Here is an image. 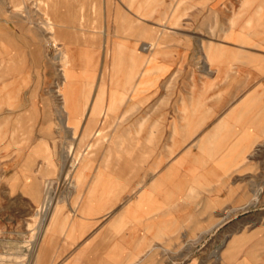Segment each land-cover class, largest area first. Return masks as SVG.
<instances>
[{
    "label": "crops",
    "instance_id": "obj_1",
    "mask_svg": "<svg viewBox=\"0 0 264 264\" xmlns=\"http://www.w3.org/2000/svg\"><path fill=\"white\" fill-rule=\"evenodd\" d=\"M242 1L243 6L236 5L234 10H156L151 18L143 6L129 9L130 25H124L123 30L132 32L125 46L134 58L126 73L127 85L136 76L135 70L143 66L137 76L139 82L131 86L132 97L142 102L160 79L171 78L173 88L178 83L171 91V102L162 99L155 105L159 113L154 119L157 129L150 138L152 145L141 139L134 152L126 140L122 151L116 152L113 145L108 149L106 166H93L88 151L85 158L90 165L82 167L77 162L73 193L67 199L76 213H63L64 204L59 200L58 214L52 209L38 234L28 232L26 238L0 236V264H165V242L173 244L181 235L195 238L197 224H203L200 233L210 230L222 208L264 207L259 193L244 202L245 183L237 178L250 172L252 176L260 174L254 153L264 142V0ZM33 2L0 0V78L5 77L4 63L28 61L30 48L42 47L47 36L52 48L56 37L52 27L58 23L46 16L41 28L34 27L35 15L53 12L35 10ZM69 12L84 14L78 10L55 13L65 16ZM106 13L112 15L115 10ZM213 14L217 16L214 22ZM197 15L202 17L197 19ZM214 23L215 36L211 34ZM149 27H155L151 29L156 42L154 54L147 57L142 48L149 44ZM169 30L171 39L165 40ZM68 35L64 38L67 43L61 42L64 50L60 52L74 56L79 53L77 44L68 42ZM181 80H188L186 86ZM125 97V93H114L106 106L95 102L92 114L112 113ZM87 106L78 108L74 103L69 109L63 107L67 123L72 121L78 127L84 114L71 120L74 110L85 112ZM145 121L140 120L141 124ZM49 143L45 137H38L32 150L43 148L45 155L51 149ZM43 159L12 155L0 166V211L35 205L41 198L43 174L37 172L36 164ZM78 175L82 177L78 179ZM255 184L251 186L253 192L260 189L259 183ZM1 212L3 229L5 222L18 223L23 217ZM3 229L0 235H8ZM262 231L264 222L251 232L231 236L221 260H232L238 254V240L247 233ZM4 240L13 241L15 246L5 247ZM250 249L246 248L248 254L240 264H256ZM259 251L264 255V248ZM9 254L13 256L11 262L2 258ZM260 261L264 264V257Z\"/></svg>",
    "mask_w": 264,
    "mask_h": 264
},
{
    "label": "rangeland",
    "instance_id": "obj_2",
    "mask_svg": "<svg viewBox=\"0 0 264 264\" xmlns=\"http://www.w3.org/2000/svg\"><path fill=\"white\" fill-rule=\"evenodd\" d=\"M236 5L243 6V1L35 0L31 4L35 10H52L53 13L35 15L32 25L41 28L44 17H52L53 23L56 21L58 23L57 26L53 24L52 27L56 37H53L52 48L49 45L48 36L44 39L42 47H31L28 61H18L9 65L4 63L5 77L0 78V166L12 155L16 158L25 157L26 160H34L42 156L43 162H37L36 170L37 172L40 170L43 174L41 179L43 181L40 182L43 188L40 192L41 198L35 205H18L1 210L23 217L18 223L5 222V229H0L8 235L0 236L7 238L19 235L26 238L28 232L38 234L42 230L43 222L45 224L47 216L51 215L52 209L59 200H62L64 204L63 213L74 215L76 207L70 206L67 199L73 193V183H75L73 172L78 165L77 162L80 161L82 167H89L90 164L88 166L85 164L87 161L90 163L89 159H91L93 166H106L109 147L116 145V152L122 151L125 140L127 145L132 146L133 152L139 148L141 139H147L148 145H152L150 138L155 137L154 131L157 129L154 119L159 113L155 110V105L162 99L164 102H171V91L174 88V90L177 89L178 83L174 84L173 88L171 78L160 79L158 86L153 85L148 89L142 102L132 97L131 86L139 82L140 78L137 76L143 66L135 70L136 76L131 79V85H127L126 73L130 71L131 60L134 58V53L125 46L132 32L127 33L123 30L124 25H130L129 9L140 10L143 6L142 8L148 10V17L151 18L152 12L156 10H186L187 8L205 10L209 7L211 10H227L226 8L234 10ZM59 10L73 12L78 10L84 14L69 12L64 16L55 13ZM90 10H97V13H85ZM108 10H115V14L108 15L106 13ZM199 17L202 16L197 15V19ZM212 17L214 22L217 16L213 14ZM216 26L214 23L211 31L213 36L216 34ZM151 28L155 27H149L147 32L149 44L142 48L147 57L154 54L156 42L152 39L155 32ZM66 34L70 36L68 42L71 40L77 44L79 53L74 56L69 54L64 56L63 52H60L64 50L63 44L67 43L64 39ZM166 34L165 40L171 39V31H167ZM59 36H62V39L61 37L59 39ZM67 48L70 50L69 44ZM115 54L122 55L118 59ZM184 65L189 67L194 64ZM181 81L186 86L188 80ZM114 93L118 96L125 93L126 97L118 102L112 113L98 114L99 112L96 111L93 115L92 108L95 102L104 103L106 106ZM74 103L78 108L88 105L78 127L72 121L67 123V116L63 110V107L71 108ZM67 112L68 115L71 114L70 111ZM80 113L81 109L74 110L71 120L80 118ZM143 119L147 121L141 124L140 120ZM38 137H45L46 140L51 141L49 143L51 149L48 148L45 155L42 147L36 151L32 150L34 146L32 143ZM70 146L72 149L68 153L67 149ZM90 150L91 158L87 160L85 157ZM254 157L260 163V174L252 176L250 172L239 175L237 178H243L245 183L244 202L248 199L250 201L252 197H258L259 193V200L264 203V142L255 150ZM250 160L251 158H248L249 166H251ZM248 170L250 171L251 168L246 169ZM77 177L80 179L82 176ZM255 183H259L260 189L253 192L251 186L256 185ZM48 192L55 197V205L50 207L49 215L46 216V220H43L39 215V206L48 196ZM232 194L234 195L235 192L233 191ZM190 208L193 210V206ZM231 211V206L218 211L217 221L211 224L208 231L203 230L200 233L199 226L203 224H197L195 238L181 235L173 244L165 242L163 248L169 252L164 255L165 264H240L248 254L246 248H251L250 257L259 264L261 257H264L259 251L264 248V238H260L264 235L263 231L261 232L263 234L256 235L247 233L246 238L238 240L241 247L238 254H234L232 260L225 262L221 260L220 254L224 252L231 236H236L238 232H251L259 223L264 222L262 206H244L232 213ZM3 242L5 247L15 246L13 241L4 240ZM23 243L27 244L26 239ZM171 250L174 253H170ZM2 258L11 262L13 256L9 254Z\"/></svg>",
    "mask_w": 264,
    "mask_h": 264
},
{
    "label": "bare ground",
    "instance_id": "obj_3",
    "mask_svg": "<svg viewBox=\"0 0 264 264\" xmlns=\"http://www.w3.org/2000/svg\"><path fill=\"white\" fill-rule=\"evenodd\" d=\"M104 31V30H103ZM67 77V76H66ZM66 79V78H65ZM97 103H99V102H97ZM98 105V104H97ZM84 114V112H81L80 113V115L82 116ZM74 129H75V127H74ZM88 135H90L89 133H87ZM87 135V136H88ZM71 149H72V147L70 146V147H68V149H67V152L69 153V152H71ZM90 163L87 161V164H85L86 166H88ZM49 169V168H48ZM54 196H53V194L51 193V192H48V196L45 198V199H43L42 200V202H41V205L39 206V209H40V214L39 215H41V217H42V219L44 220L45 218H46V216L47 215H49L48 213H49V211H50V207L52 206V205H55V203H54ZM58 211H59V205H58V203L54 206V208H53V214L54 215H57L58 214Z\"/></svg>",
    "mask_w": 264,
    "mask_h": 264
}]
</instances>
